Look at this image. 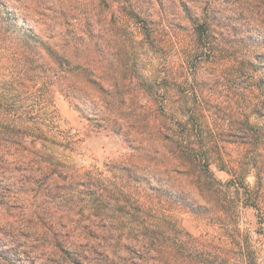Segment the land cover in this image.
Listing matches in <instances>:
<instances>
[{
  "label": "trees",
  "instance_id": "trees-1",
  "mask_svg": "<svg viewBox=\"0 0 264 264\" xmlns=\"http://www.w3.org/2000/svg\"><path fill=\"white\" fill-rule=\"evenodd\" d=\"M100 1L107 3V0ZM115 1L137 25L144 42L160 57L162 65H166L162 79L167 80L171 74L178 73L180 83L194 84L193 102H188L189 98H185L188 96L179 101L178 111L186 119L180 125L196 128L198 134L197 126L207 119L206 112L209 111L216 128H226L228 120L221 115L229 102L225 100L227 106H224L222 99L211 100L217 94L225 99L223 88L216 85L223 78L214 82L211 78L213 69L217 66L224 69L232 64L236 67L235 76L250 80L254 77L252 61L240 46L244 38L237 37V25H223L217 19L213 12L214 0H202L201 10L199 6H190V0H179L180 10L171 21L160 0ZM156 6L160 8L159 22L155 16ZM7 21L11 23L10 19ZM109 22L116 32L111 36L114 43L119 44L123 37L121 33L130 39V33L116 19ZM17 30L20 33L17 46L26 66L32 58L37 64L31 79L21 83L20 87L24 94L31 93L36 103L45 100L44 95L55 93L56 89L65 92L62 87L71 74L74 83L68 86L70 91L77 93L76 84L81 83L83 76L104 94L116 98V107L127 104V99L119 97L118 93L129 83H134L135 76L130 75L127 65L119 64V53L112 57L110 66L105 64L102 74L106 78L101 82L97 77L99 70L93 65L87 63L84 67H75L60 50L54 49L32 30L25 27ZM6 31L8 28L5 32L0 30L4 35ZM173 31H181L189 41L180 44L177 72L167 54L172 46H176L170 41ZM131 41L135 43L134 38ZM45 49L51 57L47 70H44L46 64L42 52ZM231 77L233 83L234 75ZM226 81L223 79L222 86ZM229 86L228 92L240 95L245 101L239 108L241 112H233L242 119L229 120L230 128H239L234 134L238 139L236 142L244 145L261 142L264 135L256 129L261 127L252 122L253 116L262 115L259 105L253 102V97L260 99V95L254 96L251 85L243 88L241 94ZM256 86L255 89L262 91V86ZM76 95L74 98L81 101V96ZM109 101L105 111H111ZM44 102V109L53 108L50 116L54 124L60 118L54 96L47 104L46 100ZM130 105L131 111L136 109L134 102ZM163 107L167 108L164 102ZM78 109L81 111L79 106ZM6 111L0 106L2 140L8 143L0 148V264H257L255 245L243 239L244 233L238 222L225 223V231L233 233V236L229 235L232 241H226L227 235H224L219 242L223 245H216V241L192 236L182 221L167 209L178 206L195 216L219 223L228 221L226 217L229 218L231 213L238 216L239 204L256 209L260 205L259 189L240 179V170L231 169L234 179L226 184L216 178L211 166L216 153L221 155L220 150L216 147L194 148L188 142L191 135L187 128L181 136H176L178 145L174 154L181 165L193 162L194 166H187V171L182 173L192 178L199 191L197 194L176 186L161 172L148 170L129 160L111 162L105 172L82 171L56 154V148H70L76 143L72 136L58 128H44L47 124L41 117L32 118L24 111L17 114ZM191 131L195 134L194 129ZM218 131L222 136L223 130ZM29 139L33 142L29 143ZM40 143L42 147H39ZM197 151L202 154L195 156ZM225 186L229 187L226 189ZM231 188L235 190L232 200L227 193ZM227 205L232 206L230 210Z\"/></svg>",
  "mask_w": 264,
  "mask_h": 264
},
{
  "label": "rangeland",
  "instance_id": "rangeland-1",
  "mask_svg": "<svg viewBox=\"0 0 264 264\" xmlns=\"http://www.w3.org/2000/svg\"><path fill=\"white\" fill-rule=\"evenodd\" d=\"M160 1L169 20H173L180 10L179 0ZM201 3L202 0H190L189 4L194 8L199 6L201 10ZM154 10L156 21L159 22V6ZM213 12L223 25L228 26L231 23L237 25L240 33L237 37L244 38V46L240 43L242 51L248 54L253 64L251 68L253 80L235 76L236 67L232 64L231 67L227 66L224 69L217 66L211 73L214 82L220 77L227 80L223 86V79L216 84L220 89L223 88L225 99L218 94L217 97H209L212 102L222 99V105L225 100L229 102L221 115L228 120L225 124L226 128H216L209 111L206 112L207 119L204 118L199 122L201 125L197 126L198 134L196 128L180 125V122L186 119L178 111L179 101L182 97L188 96L185 97L189 98L188 102H193L194 84L180 83L182 81L177 79L178 73L171 74L167 80L162 79V71L166 72V65H162L160 57L144 42L137 25L131 22L122 10V5L115 0H107V3H102L100 0H0V30L2 28L5 32L8 28L5 35L0 32V106L2 110L12 114L24 111L32 118L41 117L42 122L47 124L44 128H58L72 136L74 138L72 141L76 143L70 148H56V154L82 171L105 172L111 162L129 160L132 164L161 172L165 177L172 179L176 186L197 194L199 191L192 178L182 173L187 171V166H194L193 162L188 161L185 165H181L176 159L179 157L174 154L178 145L176 136H181L184 128H187L191 135L188 137V142L192 143L194 148L216 147L220 150L221 155L216 153L212 159L211 170L216 178L226 184L230 179H234L230 170L234 168L240 170V173L242 172L240 179L245 180L251 187L259 189L260 205L259 209H256L239 204L238 216L231 213L229 218L226 217L228 221H219V223L195 216L178 206L167 209L182 221L184 228L192 236L216 241V245L221 244L219 242L224 235H227L226 241H232L233 233L225 231V223L238 222L244 233L243 239L252 241L255 245L257 264H264V215L262 214L264 213V139L254 145L236 142L238 139L234 134L239 128H230L229 120L242 119L233 115V112H241L239 108L245 101L240 95L228 92L229 85L237 94H241L246 86H253L254 96L260 95V99L253 97V102L259 105L262 115L253 116L252 122L261 127L256 129H259L263 136L264 0H214ZM113 18L130 33L129 40L124 33H121L123 37L118 41L119 44L112 41L111 36H115L116 32L112 29L109 20ZM8 19L11 23H8ZM14 26L32 30L40 39L52 45L54 49L60 50L75 67H84L87 63L93 65V68L99 70L100 74H97V77L101 82L106 78V75L102 74L105 64L110 66L112 57L119 53V64L127 65L130 68V75L135 76L134 83H129L121 89V93H118L119 97L127 99V104H118L116 107L114 104L116 98L104 94L95 85L87 82L82 75L81 83L76 84V88L81 92L70 91L68 86L73 85L74 78L69 74L68 81L62 87L65 92L56 89L55 93L44 95L46 104L51 96H54L60 113V118L54 125L50 116L53 108L44 109L45 100L36 103L31 93L24 94L21 90L20 84L28 83L27 79H31L37 64L32 58L28 59L30 64L26 66L17 46L20 33ZM159 31L162 32V29ZM131 38H134L135 43ZM171 39L170 41L176 46H172L167 54L168 60L176 70L181 59V54L178 52L180 44L189 41L181 31H173ZM42 52L46 64L44 70H47L45 68L51 63V57L46 49ZM61 62L65 61L61 60ZM23 73L27 74L22 76ZM231 75H234L233 83L230 81ZM105 85L108 87V84ZM256 85L262 86V91L255 89ZM75 94L81 96V101L74 98ZM109 99L112 103L111 111H105ZM132 102L136 107L133 111L130 110ZM163 102L167 108L163 107ZM202 105L206 107L205 104ZM2 125H0L1 149L6 142L2 140L4 139ZM193 129L197 137L191 131ZM218 130H223L222 136ZM28 141L33 142L32 139ZM39 147H42V143ZM198 154L202 153L197 151L195 156ZM8 159L9 162L12 161L11 157ZM10 169H13V166ZM108 176L111 175L108 173ZM225 187L227 189L229 186ZM228 191L229 199H234L235 190L231 188ZM153 204L157 205L155 201Z\"/></svg>",
  "mask_w": 264,
  "mask_h": 264
}]
</instances>
